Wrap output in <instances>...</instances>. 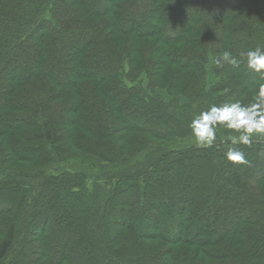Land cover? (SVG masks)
<instances>
[{
    "label": "trees",
    "instance_id": "16d2710c",
    "mask_svg": "<svg viewBox=\"0 0 264 264\" xmlns=\"http://www.w3.org/2000/svg\"><path fill=\"white\" fill-rule=\"evenodd\" d=\"M256 47L264 0H0V264H264V137L230 163L188 127L264 84L206 53Z\"/></svg>",
    "mask_w": 264,
    "mask_h": 264
},
{
    "label": "clouds",
    "instance_id": "9594fccd",
    "mask_svg": "<svg viewBox=\"0 0 264 264\" xmlns=\"http://www.w3.org/2000/svg\"><path fill=\"white\" fill-rule=\"evenodd\" d=\"M234 56L225 50L213 63L216 67L222 64L238 68L241 58L252 72L264 78V48L256 47ZM190 141L199 147H212L217 140V130L224 129L230 135L226 141L223 159L230 163H247L245 152L240 145L250 147L254 137H264V84L260 85L252 103L239 101L223 105H211L201 111L189 123ZM264 156V152L260 153Z\"/></svg>",
    "mask_w": 264,
    "mask_h": 264
},
{
    "label": "rangeland",
    "instance_id": "374dc122",
    "mask_svg": "<svg viewBox=\"0 0 264 264\" xmlns=\"http://www.w3.org/2000/svg\"><path fill=\"white\" fill-rule=\"evenodd\" d=\"M115 39V38H114ZM122 39V38H121ZM159 38H158V36H152L151 38H149V39H142L141 41H138L139 42V44H140V42L141 43H144V42H148V43H153V42H155L156 40H158ZM116 40V39H115ZM82 41H89L88 40V38H84V37H78V36H74V37H72V38H70V41L68 42V44H70V47L71 46H73V44L75 45V44H80V43H82ZM119 42V41H118ZM125 45L127 46V42L125 41V40H120V42H119V48L120 49H123V47H125ZM212 45V44H211ZM80 46V45H79ZM221 46V48H222V45H220ZM190 47V45H189V43H188V41L187 40H182L181 42H178L177 44H168V45H166V46H164V49H162V51H167V50H171V49H173L175 52H181V51H183V50H187L188 48ZM132 48V47H131ZM136 48H139L140 49V47H138V46H136V45H134V49H136ZM185 48V49H184ZM139 49H138V51H139ZM67 51V50H66ZM68 51H73V50H68ZM197 51V50H196ZM200 51V50H199ZM198 51V52H199ZM184 52H187V51H184ZM136 56V55H135ZM142 56V55H141ZM137 57V62H140V60L142 59L141 57H140V54H138V56H136ZM214 58H215V56L211 53V52H209L208 51V53H206V60H205V67H206V69H207V74H206V85L207 86H210V85H212V84H214V83H219V82H221L222 80H224L225 79V74H226V72L227 71H229V67L228 68H226V69H224L223 70V72L221 73V75L219 76V77H216V76H214V74H212V68L215 66L214 65V63H213V60H214ZM134 60V62H135V60L136 59H133ZM125 66H126V68L128 67V64H124ZM178 66H176V65H174V64H172V63H170V64H166L165 66H163V67H161V70L159 71L160 73H159V79L161 78V79H163V80H171L172 79V76H173V70H175L176 68H177ZM23 69H24V71L26 72V71H29L30 69H29V67L28 68H24V67H22ZM26 69V70H25ZM224 71H226L225 73H224ZM144 76V75H143ZM223 77H224V79H223ZM143 79V83L145 84L146 83V81H147V78L146 77H143L142 78ZM257 90H258V88L257 89H250L244 96H243V98H242V102L244 101V102H248V104L249 103H252L253 101H254V98H255V93L257 92ZM160 93L162 94V97L165 99V100H168V99H170V96H169V94L164 90V89H160ZM182 101V103H184V102H186L184 99H182L181 100ZM220 130H222V129H218L217 130V132H220ZM170 131H172V129H170ZM135 135H138V134H135ZM173 135V134H172ZM171 138V139H170ZM170 138H165V139H162V140H158V139H152L151 141H152V143H156V144H161V143H164V144H166V143H168V142H170V140H172L173 139V137H170ZM174 162V157H170V158H168V160H167V162H165V165H169V164H172L173 162ZM111 165H116V164H114V162H111L110 163ZM167 171V170H166ZM213 171H214V168H213V170H210V175H211V177L210 178H212L213 179V177H215V178H218V174L217 173H213ZM214 174H215V176H214ZM217 176V177H216ZM56 186H61L60 185V182H57V183H54L53 184V187H56ZM186 191V193H188L189 191H187V190H184V192ZM182 205L183 206H187L188 204L186 203V202H182ZM164 208H166V207H164ZM228 241H229V239H228ZM155 244L157 243H160V241L158 242V241H155L154 242ZM234 246V248L236 249V248H242V246L241 245H238V244H235V245H233ZM178 247H180V249H184L186 246L184 245V244H178L177 246H175L173 249H177ZM191 249H194V247L193 248H191ZM199 257H202L201 255H199Z\"/></svg>",
    "mask_w": 264,
    "mask_h": 264
}]
</instances>
